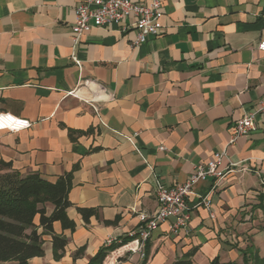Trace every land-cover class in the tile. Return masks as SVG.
Instances as JSON below:
<instances>
[{
	"label": "crops",
	"instance_id": "1",
	"mask_svg": "<svg viewBox=\"0 0 264 264\" xmlns=\"http://www.w3.org/2000/svg\"><path fill=\"white\" fill-rule=\"evenodd\" d=\"M80 1L0 0V114L31 122L0 130V160L50 180L73 171L75 230L56 221L64 252L56 258L45 234V253L30 264H88L109 236H129L140 213L158 209V182L186 181L223 149L224 165H235L194 186L187 230L165 222L147 261L119 247L103 264H173L192 250V264H245L248 246L264 256V114L229 145L235 122L264 96V0H164L162 32L138 46L136 29L118 25L75 44ZM208 195L215 217L201 203ZM79 207L97 214L86 222Z\"/></svg>",
	"mask_w": 264,
	"mask_h": 264
},
{
	"label": "built area",
	"instance_id": "2",
	"mask_svg": "<svg viewBox=\"0 0 264 264\" xmlns=\"http://www.w3.org/2000/svg\"><path fill=\"white\" fill-rule=\"evenodd\" d=\"M76 22L72 27L74 43L80 41L82 34L91 31L94 27L107 25H118L122 32L134 28L137 31L136 38L132 41V46H138L157 37L163 30L164 0H81L75 8ZM131 20V22H128ZM258 49L264 51V41L260 42ZM94 100L90 101L97 109ZM260 114H264V96L258 105L248 111L242 118L237 120L233 126L229 145L238 141L242 136L249 135L257 128L256 119ZM31 126L28 119L17 117L12 114H0V130L9 129L19 131ZM227 150L216 152L213 158L206 163H196L186 181L178 182L174 185H166L158 182L156 185V196L158 209L151 213L142 212L139 215L140 224L137 229L129 233L131 241L121 247H130L129 251L139 252L144 258L146 254L147 242L153 231L165 222L171 223V232L180 233L187 230L192 217V210L188 203V198L193 192L194 186L209 178L220 181L225 178L235 164L224 165ZM201 203L209 210L211 217H215V210L211 197L205 196ZM121 236H109L105 245L123 243ZM135 244V246H130Z\"/></svg>",
	"mask_w": 264,
	"mask_h": 264
},
{
	"label": "trees",
	"instance_id": "3",
	"mask_svg": "<svg viewBox=\"0 0 264 264\" xmlns=\"http://www.w3.org/2000/svg\"><path fill=\"white\" fill-rule=\"evenodd\" d=\"M75 133V130L70 129L72 138ZM72 185L73 171L56 180H50L38 172L24 175L11 162L0 160V262L17 261L18 264H30L33 257L43 256L45 234L52 235L54 256L58 258L62 255L68 238L64 234L55 233L54 223L59 221L63 229L75 230L76 223L67 212L73 205L69 198ZM50 204L53 205L51 213L48 211ZM78 209L86 222L97 214V210L92 208ZM39 228L44 231L40 233ZM131 240L127 236L123 238V243L104 245L88 264H103L112 251ZM79 253L80 251L77 254ZM194 253L195 250H192L173 264H192ZM242 255L245 264H264V256L255 251L253 246L242 250ZM147 259L146 251L144 261ZM210 264L224 263L216 257Z\"/></svg>",
	"mask_w": 264,
	"mask_h": 264
},
{
	"label": "rangeland",
	"instance_id": "4",
	"mask_svg": "<svg viewBox=\"0 0 264 264\" xmlns=\"http://www.w3.org/2000/svg\"><path fill=\"white\" fill-rule=\"evenodd\" d=\"M0 264H6V263L0 262ZM7 264H12V263H7Z\"/></svg>",
	"mask_w": 264,
	"mask_h": 264
}]
</instances>
